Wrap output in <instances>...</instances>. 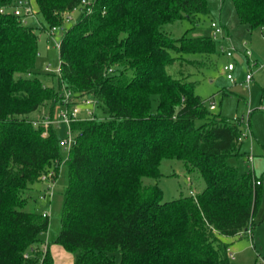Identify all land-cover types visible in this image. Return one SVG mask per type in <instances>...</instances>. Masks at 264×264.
I'll return each instance as SVG.
<instances>
[{"label":"trees","instance_id":"1","mask_svg":"<svg viewBox=\"0 0 264 264\" xmlns=\"http://www.w3.org/2000/svg\"><path fill=\"white\" fill-rule=\"evenodd\" d=\"M15 1L0 0V9ZM82 1L36 0L51 28ZM232 2L242 24L264 30V0ZM81 12L59 42L56 85L35 71L38 34L23 17L0 12V264H53L49 249L38 247L49 216L22 208L31 186L52 166L56 178L62 161L54 126L31 114L47 104L53 116L65 91L92 96L105 119L70 124V180L52 243L75 253V264L227 262L223 238L254 230L264 183L228 163L240 155L242 123L213 113L193 82L168 72L177 61L204 68L219 58L214 37L165 30L184 19L196 28L208 0H91ZM190 53L201 59L186 60ZM167 159L198 170L204 191L163 201L161 188L145 179H159Z\"/></svg>","mask_w":264,"mask_h":264},{"label":"rangeland","instance_id":"2","mask_svg":"<svg viewBox=\"0 0 264 264\" xmlns=\"http://www.w3.org/2000/svg\"><path fill=\"white\" fill-rule=\"evenodd\" d=\"M31 3L34 12L26 14L23 20L39 36L35 71L46 85H56L54 75L58 74L60 67L59 42L61 37L80 20L82 12L80 9L70 12L71 21L66 22L64 18L63 24L57 26L54 34H51V27L39 13L36 0H31ZM208 7V15L200 16L196 28H193L190 20L184 19L166 25L165 30L175 38H181L185 34L213 37L211 25L217 22L224 28V31L214 38L219 44V58L213 65L204 68H196L184 61H177L168 67V72L173 78H184L193 82L195 93L205 101L207 107L211 102L215 104L216 109L213 113L242 123L243 142L240 155L229 157L228 163L236 167L239 174L254 171L264 183V30L256 28L250 31L249 25L242 24L232 0H208ZM228 51L234 53V59L227 56ZM185 59L200 60L201 56L190 53L185 55ZM231 60L235 61L236 69L233 80H228L224 67ZM248 74L252 77L249 83L246 81ZM65 92L67 97L69 92ZM68 98L71 102L69 107L79 102L78 120L105 119L104 113L96 103L86 104L74 95ZM85 98L94 101L90 95ZM63 103L64 101L56 106L53 116L47 104H43L31 114L36 123L45 126L53 123L60 140L62 161L58 166L56 178L53 177L55 167L52 166L42 180L31 186L28 191V202L22 208L28 212L48 213L50 226L44 233L48 241L53 240L61 229L64 192L70 180L66 160L74 144L69 123L62 117L67 108ZM153 109H157V103L153 104ZM161 172L162 176L159 179L148 178L145 182L157 184L161 188L163 201L196 196L206 188V181L200 172L198 170L189 172L181 160H164ZM43 196L44 199L41 198ZM254 224L253 234L223 238L230 244L231 256L222 264H264V196L259 212L254 218ZM68 252L75 259V253ZM116 257L119 262L121 254L118 253Z\"/></svg>","mask_w":264,"mask_h":264},{"label":"built area","instance_id":"3","mask_svg":"<svg viewBox=\"0 0 264 264\" xmlns=\"http://www.w3.org/2000/svg\"><path fill=\"white\" fill-rule=\"evenodd\" d=\"M90 6H91V0H83L82 3L78 7H76L74 10H77V9L83 10V8L90 9ZM0 12L1 13H12L13 15H15L17 17H23L24 18L26 14L33 13L34 10H33V7H32L31 0H16L9 7L1 8ZM70 12H72V11L64 13V18H65L66 22H70L71 21V17H69V13ZM56 28H57V26L51 28V34H54ZM211 28L213 30V37L214 38H216L217 35L221 34L224 31L223 26L218 24L217 22H213L212 25H211ZM226 54L231 59L235 58V55H234V53H232V51H228ZM235 69H236V63H235L234 60H231L230 62H228V64L225 65L224 70L227 73V79L228 80H233V73H234ZM251 79H252L251 75L248 74L247 77H246V81L249 83L251 81ZM67 95L68 96L64 98V103H63V104L66 105L67 108H66V111H64L62 113V117L64 118V120L66 122L69 123V126H70V124L73 121H78L77 113H78V110H79V108H78L79 102H76V104H74L72 107H69V104L71 102L68 100L69 99L68 97L71 96V94L68 93ZM80 100H81V102H85L86 104L95 103L94 101L91 102V101L87 100V98H81ZM209 108H210L211 111H214L216 109V106H215V104L213 102H211ZM91 113L93 114V111H91ZM47 125H49V124H47ZM70 132H72V131L70 130ZM72 136L74 138V134ZM242 138H243V135H242ZM242 138H241V140H242ZM74 143H75V138H74ZM41 198L44 199L45 196H43ZM46 215H48L47 212L44 213V216H46ZM246 233L253 234L251 225L248 228H246L245 230H242L238 234V236H242V235H244ZM25 257L29 258L30 254H26Z\"/></svg>","mask_w":264,"mask_h":264},{"label":"crops","instance_id":"4","mask_svg":"<svg viewBox=\"0 0 264 264\" xmlns=\"http://www.w3.org/2000/svg\"><path fill=\"white\" fill-rule=\"evenodd\" d=\"M263 180V179H262ZM46 235H41L40 247L43 251L49 249L52 257L53 264H75V259L71 253H69L62 245L53 244V240H46Z\"/></svg>","mask_w":264,"mask_h":264}]
</instances>
